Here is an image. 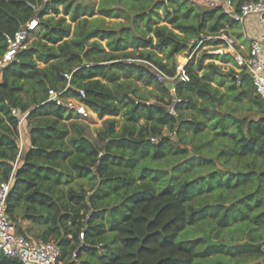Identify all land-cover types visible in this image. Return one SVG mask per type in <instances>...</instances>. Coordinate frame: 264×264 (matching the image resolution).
<instances>
[{
	"label": "trees",
	"instance_id": "16d2710c",
	"mask_svg": "<svg viewBox=\"0 0 264 264\" xmlns=\"http://www.w3.org/2000/svg\"><path fill=\"white\" fill-rule=\"evenodd\" d=\"M126 1L139 5L134 24L114 27L89 18L128 13ZM188 1L101 0L96 8L78 0H0V55L6 50V34L33 18L39 21L38 32L43 27L2 72L0 182L15 170L8 215L19 233L30 237L31 227L22 224L28 220L40 228L35 240L55 241L61 249L57 264H224L208 258L214 253L235 257L236 249L264 256V245L230 246L221 238L228 231L230 239L236 233L240 242L264 244V101L250 76L242 70L237 84L235 73L218 75L202 58L192 57L186 64L190 80L177 82L174 100L148 65L134 61L150 60L174 75L175 62H164L154 51L174 60L192 50L190 42L204 29L217 33L240 23L223 5L194 10ZM232 1L239 12L249 0ZM160 7L171 26L153 22ZM192 11L195 23L181 21L179 13ZM140 18H145V29L137 23ZM101 40H107L108 49ZM65 73L72 74L67 91L83 89L84 102L104 119L98 130L101 146L86 134L77 115L49 100L50 88L66 87ZM133 73L159 85L164 96L155 103L133 98V89L121 80ZM228 76L226 92L220 91ZM225 93L234 100L248 98L260 116L218 112ZM185 105L197 117L185 118ZM13 108L20 115L28 112L16 168L19 117ZM211 121L226 144L219 157L233 160L232 168L215 167L217 158H187L190 150L200 153L201 146L189 148L177 134L164 133L165 128L177 133L186 125L199 134ZM199 229L220 243L208 246L203 237H181ZM0 264L22 263L0 252Z\"/></svg>",
	"mask_w": 264,
	"mask_h": 264
},
{
	"label": "rangeland",
	"instance_id": "374dc122",
	"mask_svg": "<svg viewBox=\"0 0 264 264\" xmlns=\"http://www.w3.org/2000/svg\"><path fill=\"white\" fill-rule=\"evenodd\" d=\"M83 2L84 4H94L96 8L99 6L101 0H78ZM227 0H189L188 3L186 4L187 6H190L194 10H200V9H210L218 5H226ZM180 2V1H179ZM147 3V2H146ZM149 4V2H148ZM170 5V11H173L175 6ZM138 4H135L133 2H128L126 1V10H128V13L124 12H114L109 16H103L100 13H96L94 16H89V18H96L97 17V23L98 24H105L109 26H114V27H120L123 25H130L134 24L132 22L133 19V12H136L138 8ZM183 7V6H182ZM183 7L182 9H184ZM157 17L153 20L155 22L156 20L159 21V24H168L171 26L170 23H168L165 19V16L167 14V11L165 10L164 7H160L157 10ZM180 19L183 22H190V23H195L197 21L195 11H192L189 15H184L183 13H179ZM140 26L141 29H145V18H140L138 19L137 22ZM240 26L235 25L234 27H230L227 29H222L221 31H225L228 34L233 35L237 39V32L239 31ZM43 30V27L39 29V32ZM179 33L182 34L179 30H176ZM36 30V33L32 36V38L29 40L27 45H29L34 39L38 38L40 33ZM215 34L211 31V29L206 28L204 29V32L201 34L202 35H211ZM197 38L192 40L190 42V47L192 50L186 49L183 52L177 54L174 57V60L167 59L164 54L162 53H157L154 51L155 54H159L164 58V62H167L170 64L173 61L175 62L176 65L183 64L187 61V58L189 57L190 54H194L193 57L200 59H203V65L208 68L210 67L212 71L216 72V74L220 75H225L226 74H231L232 72L235 73L234 76L236 75H241L242 70L239 67V65L236 63V61L233 59V56L231 53L227 52L224 50L223 53H216L215 50L218 48H225V44L222 41H217L214 39H208L205 40L200 46L198 47L196 43ZM101 43L108 49L107 47V40H101ZM26 45V46H27ZM130 50H133V48H129ZM233 75V74H232ZM216 79L221 80V77H215ZM232 76H228V78H222L224 81V85L218 86V83H213L214 86H218L220 91L226 92V87L227 84L230 83ZM121 80L125 82L126 86H131L133 89V93L131 95L133 98L137 100L145 99L147 100L148 103H155L156 98L160 96H164V92L162 88L159 87V85L156 84H149L145 79L143 78H138L135 73L131 74L128 78L126 77H121ZM217 82V80H216ZM174 94V100H178L176 97L175 93ZM168 109L171 111L173 110V105H169ZM217 111L220 113L224 114H231L234 116H237L239 118L243 117H253L257 118L260 116L259 111L248 98H244L242 100H234L232 98V95L229 96L228 93H225V98L217 105ZM175 114H177L176 111L173 110ZM182 114L185 118H195L197 117V112L193 109L192 106L185 105L182 109ZM120 119V122L122 123L124 121L123 116L118 117ZM202 118V116H200ZM214 118V117H213ZM212 118V120H213ZM79 120V119H78ZM79 122L85 127L86 134L93 139L99 146L102 145V140L98 136V130L102 127L105 126V122L103 118H100L97 113L95 112L94 115L86 120H79ZM211 122H207L206 127L204 128V132H200L199 134H193V130L191 128H188L186 125H184L179 132L176 133V131L170 132L168 128L164 129L165 134H172L175 136L176 134L180 138L181 141L187 143L189 146H201V151L200 153H195L193 150H190L189 153L187 154V158H190L192 156H200L201 159L211 157V158H217V163L215 167H220L221 168H232L235 164L233 160H225L222 157H219L220 152H222L223 148L225 147V143L222 141V139L218 138L217 135H215V129L211 125ZM171 160H176V158H172ZM220 161V162H218ZM165 162L164 164H166ZM223 164V165H222ZM212 167V166H211ZM210 167V168H211ZM206 168V167H204ZM203 171V170H202ZM22 224L26 227H31L32 231L28 232V235L32 238L35 239L36 235L40 228L38 226L33 225L31 222L28 220H23ZM228 229H224L226 231ZM196 233V234H195ZM226 235H222L221 238H225V244H228L230 246H237L238 244H244L245 240L243 241H238V235L235 233L234 238L230 239V234L229 232H223ZM188 234H192V236L195 237H205V235L210 234V232H202L199 230H190V231H185L182 233L181 237H187ZM189 237V236H188ZM263 247V246H262ZM264 249V248H263ZM236 251V256H231V255H226L222 253H214L212 256L208 258V261L211 263H215L218 260H221L224 262V264H264V256L263 255H248L247 253L241 254L239 250Z\"/></svg>",
	"mask_w": 264,
	"mask_h": 264
},
{
	"label": "built area",
	"instance_id": "2783aa9c",
	"mask_svg": "<svg viewBox=\"0 0 264 264\" xmlns=\"http://www.w3.org/2000/svg\"><path fill=\"white\" fill-rule=\"evenodd\" d=\"M224 7L240 23H244L249 17L257 18L261 31L251 39L248 51L245 50L243 45L238 43V40L233 35L225 31L207 36L202 35L197 38L196 43L199 47L200 44L208 39L224 42L225 48H218L215 52L223 53L225 50L231 53L241 70H244L246 73L249 72L248 75L251 78L257 95L264 101V1H245L241 5L239 12L235 11L232 0H227ZM38 28L39 21L37 18H33L22 25L14 34L5 35L6 50L0 55V82L4 67L14 60L17 53L27 45ZM193 55V53L190 54L185 63L177 65L174 75L167 73L150 60L134 59V61L148 65L159 81H163L166 84L175 83L172 89H170L175 93L177 82L190 80L186 64ZM64 75L68 78L66 87L62 90L50 88L49 100H54L58 105L64 106L69 112L77 115L79 120H86L92 117L94 111L83 100L86 97L85 91L78 89V94L69 93L67 90L71 86L72 74L65 73ZM236 78L237 84H240L241 75H236ZM173 110L171 111L173 112ZM12 112L19 117L20 150L14 166L16 168L25 146L22 125L28 112L20 115L15 108L12 109ZM152 141L157 142V138H152ZM14 171L8 180L0 182V252L18 259L22 264H57L61 255L60 246L55 241L35 240L32 237L19 233L15 223L8 215L7 198L13 185ZM81 235L83 236V233Z\"/></svg>",
	"mask_w": 264,
	"mask_h": 264
},
{
	"label": "crops",
	"instance_id": "0c3cea01",
	"mask_svg": "<svg viewBox=\"0 0 264 264\" xmlns=\"http://www.w3.org/2000/svg\"><path fill=\"white\" fill-rule=\"evenodd\" d=\"M238 25L240 26L237 32L238 43L243 45L245 50L248 51L251 39L260 33L261 27L255 17H249L244 23H239Z\"/></svg>",
	"mask_w": 264,
	"mask_h": 264
},
{
	"label": "water",
	"instance_id": "95a60500",
	"mask_svg": "<svg viewBox=\"0 0 264 264\" xmlns=\"http://www.w3.org/2000/svg\"><path fill=\"white\" fill-rule=\"evenodd\" d=\"M247 74H249V72H247ZM175 85V83H168L167 86L169 89H172V87ZM205 240L207 241V245L210 246V245H218L220 243L219 240L217 239H214L211 237V234H207L205 235ZM244 244H247V245H252V246H256V247H262L264 244L263 242H259V243H255V242H251V241H245Z\"/></svg>",
	"mask_w": 264,
	"mask_h": 264
}]
</instances>
